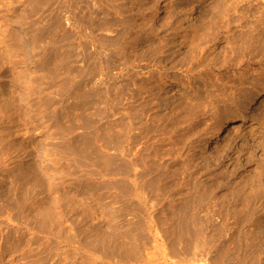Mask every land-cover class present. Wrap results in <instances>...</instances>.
Instances as JSON below:
<instances>
[{"label": "rangeland", "instance_id": "1", "mask_svg": "<svg viewBox=\"0 0 264 264\" xmlns=\"http://www.w3.org/2000/svg\"><path fill=\"white\" fill-rule=\"evenodd\" d=\"M0 264H264V0H0Z\"/></svg>", "mask_w": 264, "mask_h": 264}, {"label": "bare ground", "instance_id": "2", "mask_svg": "<svg viewBox=\"0 0 264 264\" xmlns=\"http://www.w3.org/2000/svg\"><path fill=\"white\" fill-rule=\"evenodd\" d=\"M198 1V0H197ZM159 12L157 11V10H155L154 12H153V14L151 15V19H156L157 17H159ZM12 26H15V27H20L21 26V24H20V22L19 21H17V20H15L14 22H12V24H11ZM238 124H233V128H232V130H234V129H238V126H237ZM223 130V128L222 127H219L218 128V130H217V134L218 135H220L221 134V131ZM217 135V136H218ZM213 139H214V136L213 135H211V136H209V137H206V138H203V140L200 142V148L202 149V150H208L209 149V147H210V144H211V142L213 141Z\"/></svg>", "mask_w": 264, "mask_h": 264}]
</instances>
